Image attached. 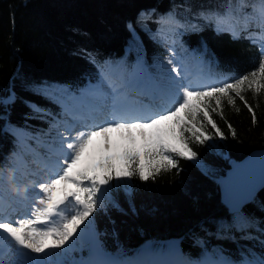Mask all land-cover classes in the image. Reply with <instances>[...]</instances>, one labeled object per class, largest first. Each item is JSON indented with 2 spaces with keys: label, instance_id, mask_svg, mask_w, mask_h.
I'll use <instances>...</instances> for the list:
<instances>
[{
  "label": "trees",
  "instance_id": "16d2710c",
  "mask_svg": "<svg viewBox=\"0 0 264 264\" xmlns=\"http://www.w3.org/2000/svg\"><path fill=\"white\" fill-rule=\"evenodd\" d=\"M260 7L261 0H0V96L14 86L20 98L11 107L13 130L4 131L0 121V168L5 175L13 167L21 173L24 162L32 164L53 155L59 147L58 121L78 106L84 92L97 83L101 69L114 79L160 85L171 53L184 58L197 85L211 83L221 73L250 76L264 58L260 54L264 40ZM142 12L151 17L144 20L156 34L155 42L140 28L133 40L128 30L127 25H135ZM200 13L212 15L205 19ZM222 24L229 29L217 34L216 27ZM193 26L199 31H191ZM233 33L241 38L233 39ZM202 45H207L208 52ZM139 55L146 62L143 74H137ZM26 82L50 85L47 91L52 98L25 90ZM244 89L242 94L255 112L256 122L239 98L234 105L223 98L218 112L222 110L224 118L213 113L226 135L224 140L213 141L221 145L220 151L209 150L207 143L192 144L198 160L209 169L207 174L197 161L181 159L179 173L173 169L162 172L155 181H130L135 212L122 191L113 195L123 212L111 206L97 210L94 230L104 252L146 262L141 257L145 248L153 256L162 252L165 258L178 248V262L171 264H196L208 256L215 259L221 251L235 255L237 244L217 238L239 236L231 228L232 216L221 199L219 179L231 160L264 148V89L256 93L255 86L249 90L247 83ZM25 100L47 113L33 112ZM229 123L235 138L229 133ZM242 212L264 221V188ZM220 221L228 227L221 228ZM82 243L73 251L77 260L89 254L91 241L85 236ZM239 244L261 251L256 241Z\"/></svg>",
  "mask_w": 264,
  "mask_h": 264
},
{
  "label": "snow or ice",
  "instance_id": "6c2138e0",
  "mask_svg": "<svg viewBox=\"0 0 264 264\" xmlns=\"http://www.w3.org/2000/svg\"><path fill=\"white\" fill-rule=\"evenodd\" d=\"M199 15L207 19L212 14ZM145 17L151 19L148 13L142 12L135 25H127L128 30L133 40L136 39L137 28H140L155 42L156 34L148 28ZM258 18L264 26V0H261ZM225 30L221 25L216 27L217 34ZM191 31L199 29L193 26ZM240 38L238 33H233V39ZM249 39L257 42L253 37ZM202 47L204 52H208L207 45ZM260 54L264 57V40L260 42ZM166 64L170 66L165 68L167 75L160 78V100L163 103L155 104L147 115L134 112L124 102V92L134 81L125 79L117 83L101 69L97 83L90 86V92L111 99L110 105L99 106L107 107V115L103 120L93 119L92 122L73 117L74 126L67 129L69 135L58 134L59 151L64 158L57 160L55 169L46 180L36 179L21 188L24 174L13 167L5 175L0 168V264H171L92 259L93 255L103 253L99 234L94 230L95 213L98 209L107 210L108 206L124 211L114 197V191H122L130 209L135 212L134 185L130 181L134 178L141 182L155 181L162 172L173 169L179 173L182 171L179 168L181 159L197 161V166L207 174L209 169L198 160V153L192 144L207 143L209 150L220 151L221 145L213 141L224 140L226 135L213 119V113L221 109L223 98L229 105H234L235 99L239 98L252 113L253 123L256 122L255 112L242 92L246 83L249 90L255 86L256 93L264 89V58L260 60L258 70L252 71L250 76L237 78L230 73H221L211 83L200 85L187 82L174 54L170 53ZM146 72L144 56L139 55L137 74ZM24 87L33 94L52 98L47 91L50 85L26 82ZM18 99L14 86L7 90V95L0 96V121H3L2 127L6 132L13 130L9 117L11 107ZM213 101L215 107L212 106ZM23 103L33 112L47 113L46 109L30 101ZM218 114L221 119L224 118L222 110ZM227 126L235 138L232 125L229 123ZM72 132L75 135H71ZM6 196L17 205H22L24 210L7 211ZM254 196L255 191L248 190L239 199L228 201L231 228L239 236L233 234L217 238L237 244L235 255H225L221 251L215 259H203L196 264H264V221L250 218L242 212L243 205L252 201ZM37 202L38 206L33 207ZM219 223L221 228L228 227L224 221ZM85 236L91 241L88 258L82 256L71 261L56 259L74 251L77 241ZM5 241L9 245L8 253L15 249L16 258L6 253ZM239 241H256L261 251L240 245Z\"/></svg>",
  "mask_w": 264,
  "mask_h": 264
},
{
  "label": "rangeland",
  "instance_id": "374dc122",
  "mask_svg": "<svg viewBox=\"0 0 264 264\" xmlns=\"http://www.w3.org/2000/svg\"><path fill=\"white\" fill-rule=\"evenodd\" d=\"M225 29H229V26L222 24ZM169 41V40H168ZM165 43L166 46H170L168 42H163ZM175 55V60L179 61L180 64L179 66L182 68V75L186 78L187 82H190L192 84H196V78L195 73H193L187 66L184 58L181 56L174 54ZM175 63V61H174ZM170 67L167 64H165V68ZM174 75V74H173ZM134 81V80H133ZM132 88V89H131ZM160 95H161V84L158 85L154 81H148L147 83L141 82V81H134L133 85L129 88H127L124 92V102L128 105L130 109H132L134 112H140L144 110H149L151 111L153 109V106L157 103H163V101L160 100ZM95 94H92L90 92V89H87V91L84 92L81 101L78 103L77 108L75 109H69L65 113L64 117L58 121V129H57V135L58 134H63V135H69V132L67 129L69 127L74 126V120L73 117L83 119H87L89 122H92V120H103L107 114H102V115H95V111L100 109L99 105H101V102L99 100H96ZM111 100V99H110ZM132 100V104L129 103ZM100 102V103H99ZM133 102H139L141 105H134ZM90 106L92 108V113L93 114H88L89 118H85L87 116V110H83L87 106ZM94 117H92V116ZM91 118V119H90ZM71 134H75V132H72ZM59 139V138H58ZM63 155L59 151V147L53 152V155L49 156L47 159H39L38 161H35L34 163L30 164L27 162H24L23 165L20 168L21 174H24V182L21 184V188H23L26 184H32L35 182L36 179H39L41 181L46 180L48 177L49 173L52 172L55 167H56V162L57 160H63ZM31 173L32 175L29 176L27 174ZM5 206L7 211L11 210H16L14 209L17 207L16 211H23V206L22 205H17L16 203L12 202L7 196L5 197ZM38 206V202L36 204H33V207ZM87 237V236H86ZM88 238V237H87ZM88 240H90L88 238ZM78 245L76 243L75 246L79 247L82 245V240H78ZM5 251L8 253V242L5 241ZM15 249L13 248L11 253H8L9 255H12L13 258H16L15 255ZM105 253V252H103ZM100 254H95L91 258L94 259ZM162 252H159L158 255L153 256V253L150 254V251L148 248H145L141 252V257H144L146 259V262H178V258L180 255V251L178 248H176L170 257L165 258ZM105 256H107L106 260H111V259H121V260H128L132 261L130 259V256L127 254H117V255H110L105 253ZM89 254L85 257L88 258ZM79 258V257H77ZM75 253L73 251H70L66 257L64 256H57L56 259H67L69 261L71 260H77ZM167 259L168 261H165ZM208 260H212V258L208 257L206 258Z\"/></svg>",
  "mask_w": 264,
  "mask_h": 264
},
{
  "label": "water",
  "instance_id": "95a60500",
  "mask_svg": "<svg viewBox=\"0 0 264 264\" xmlns=\"http://www.w3.org/2000/svg\"><path fill=\"white\" fill-rule=\"evenodd\" d=\"M262 183H264V148L253 150L241 160L230 161L226 174L219 179L221 199L229 208V199H239L248 190L255 191V198L264 188L261 187ZM253 200L244 204L242 209Z\"/></svg>",
  "mask_w": 264,
  "mask_h": 264
},
{
  "label": "bare ground",
  "instance_id": "6f19581e",
  "mask_svg": "<svg viewBox=\"0 0 264 264\" xmlns=\"http://www.w3.org/2000/svg\"><path fill=\"white\" fill-rule=\"evenodd\" d=\"M96 100H99L100 102H101V105H105V106H107V105H110L111 104V100L110 99H104V98H102V97H99V96H97L96 94H95V97H94ZM99 102V103H100ZM100 106V105H99ZM86 110H87V116L85 117V118H89L88 117V114L90 115V114H93L92 113V108H90V106H89V104H88V106H87V108H86ZM138 113H143V114H145V115H147L148 114V112L147 111H140V112H138ZM102 114H107V107H100V109H98V110H96L95 111V115H102ZM92 116V115H91ZM83 117V116H82ZM81 117V119H83ZM92 117H94V116H92ZM91 119V118H90ZM71 135H75V134H71ZM14 209H16L17 210V207H15ZM11 211H13V210H11ZM106 253V252H105ZM105 253H103V254H101V255H98L96 258H94V259H96V260H101V261H104V260H106V258H107V256H105L104 254ZM108 254V253H107Z\"/></svg>",
  "mask_w": 264,
  "mask_h": 264
}]
</instances>
